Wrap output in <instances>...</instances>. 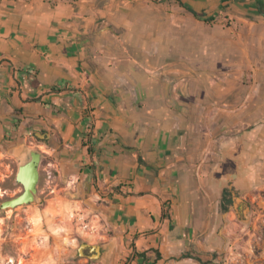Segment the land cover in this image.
I'll return each instance as SVG.
<instances>
[{"label": "crops", "instance_id": "1", "mask_svg": "<svg viewBox=\"0 0 264 264\" xmlns=\"http://www.w3.org/2000/svg\"><path fill=\"white\" fill-rule=\"evenodd\" d=\"M30 146L112 250L204 264L264 158V0H0V153Z\"/></svg>", "mask_w": 264, "mask_h": 264}, {"label": "rangeland", "instance_id": "2", "mask_svg": "<svg viewBox=\"0 0 264 264\" xmlns=\"http://www.w3.org/2000/svg\"><path fill=\"white\" fill-rule=\"evenodd\" d=\"M10 148L12 144L7 151ZM29 150L42 154L36 200L15 209L0 208V264H134L117 245L110 248L112 240L101 237L105 229L101 236L95 229L96 216L89 210L93 204L82 201L89 196L78 193L72 175L51 167L53 160L39 148ZM256 161L247 183L223 191L225 203L231 200V205L221 212L223 221L213 239L219 245L204 255V264H264V158ZM19 165V158L0 153V206L23 190L16 181ZM84 242L105 245L106 258L78 256Z\"/></svg>", "mask_w": 264, "mask_h": 264}, {"label": "water", "instance_id": "3", "mask_svg": "<svg viewBox=\"0 0 264 264\" xmlns=\"http://www.w3.org/2000/svg\"><path fill=\"white\" fill-rule=\"evenodd\" d=\"M19 159L20 165L16 174V181L22 186L23 190L18 196L1 204L0 208L4 211L29 205L36 200L42 154L37 150H28ZM236 199L237 197L235 198V207L237 208ZM106 249L105 245H91L84 242L80 245L76 254L86 256L92 261H100L106 258Z\"/></svg>", "mask_w": 264, "mask_h": 264}, {"label": "trees", "instance_id": "4", "mask_svg": "<svg viewBox=\"0 0 264 264\" xmlns=\"http://www.w3.org/2000/svg\"><path fill=\"white\" fill-rule=\"evenodd\" d=\"M179 3H182V0H177ZM231 205V200H227L226 202V206H230ZM144 256L142 254H135V258H143Z\"/></svg>", "mask_w": 264, "mask_h": 264}]
</instances>
